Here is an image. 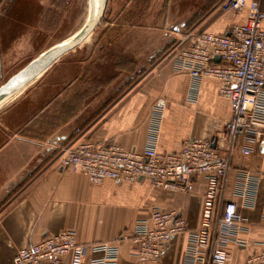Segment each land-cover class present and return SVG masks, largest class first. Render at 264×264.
I'll use <instances>...</instances> for the list:
<instances>
[{
    "label": "crops",
    "instance_id": "1",
    "mask_svg": "<svg viewBox=\"0 0 264 264\" xmlns=\"http://www.w3.org/2000/svg\"><path fill=\"white\" fill-rule=\"evenodd\" d=\"M14 1L4 0L0 5V87L9 56L31 48L32 34L20 24V12L4 10ZM220 5L208 14L200 33L229 35L234 25L246 22L247 11L225 13ZM262 6L264 10V0ZM183 25L181 30H170L168 24L155 29L133 28L134 35L146 36L147 40L138 39L132 48L146 53L140 64L139 59L130 63L150 66V70L135 88L118 92L119 96L115 93L118 100L112 104L100 102L101 94L91 100L89 93L78 111L73 110L70 100L75 85L84 71L91 69L95 52L70 61L66 56L72 50L49 67L36 87L0 114V264H13L20 249L62 231H74L78 243L84 245L116 243L120 235L132 233L138 221L148 219L155 209L180 212L190 229L199 228L207 186L203 178L195 179L191 193L158 189L147 179L135 183L106 179L94 185L86 175L67 171L59 164L61 148L83 140L96 144L113 141L128 150H143L154 122L152 109L159 99L167 103L158 136L160 152H179L188 139L211 140L222 132L232 118V109L220 96L218 81L194 82L172 67L175 47L193 31L189 29L192 26ZM194 29L199 28L196 25ZM50 47L40 50L24 67ZM64 66H72L74 72H65ZM65 103L70 104L66 109ZM64 114L70 116L64 119ZM232 164L228 197L238 204L246 230L241 234L243 246H229L228 264H245L249 256L262 249L258 243L264 238V153L244 157L235 152ZM240 171L260 174L254 207L233 196ZM187 240L186 234L176 236L158 262L134 258L131 242H121L118 264H184ZM63 264H72L71 258Z\"/></svg>",
    "mask_w": 264,
    "mask_h": 264
},
{
    "label": "built area",
    "instance_id": "2",
    "mask_svg": "<svg viewBox=\"0 0 264 264\" xmlns=\"http://www.w3.org/2000/svg\"><path fill=\"white\" fill-rule=\"evenodd\" d=\"M220 10L247 11L246 22L234 25L229 35L189 33L171 56L176 73L187 74L194 82L218 81L232 118L217 137L191 138L179 152H160L158 136L167 103L159 99L152 109L154 122L143 150H128L113 141L83 140L62 147L59 156L61 168L86 175L94 185L106 179L127 183L147 179L158 189L191 193L195 179H205L199 228L190 229L180 212L155 209L116 243L84 245L78 243L74 231H62L20 249L13 264H63L68 257L72 264H118L119 244L128 240L134 258L158 262L171 241L183 234L188 238L184 264H228L229 246L244 245L241 234L246 228L238 204L228 197V182L235 152L244 157L264 153V10L262 0H224ZM260 178L258 173L238 172L233 196L254 207ZM258 246L262 249L245 264H264V238Z\"/></svg>",
    "mask_w": 264,
    "mask_h": 264
},
{
    "label": "rangeland",
    "instance_id": "3",
    "mask_svg": "<svg viewBox=\"0 0 264 264\" xmlns=\"http://www.w3.org/2000/svg\"><path fill=\"white\" fill-rule=\"evenodd\" d=\"M220 4L170 0H108L99 25L66 57L72 61L95 52L94 62L89 71L91 83L85 86L93 91L91 100L101 94L100 102L112 104L118 100L116 99L120 95L118 92L135 88L150 70V66L130 63L139 59L140 64L145 60L146 53L132 48V44L137 43L138 39L140 42L147 40L146 36L134 35L133 28L144 26L155 29L166 27L168 24L170 30H181L185 27L183 25L185 23L187 26H192L189 29L196 35L201 32V26L207 20L208 14L214 12L216 6ZM6 9L20 12L18 13L20 17L22 16L20 24L27 26L24 27V31L32 34V40L31 48L26 53L9 56L7 65L2 69V84L30 62L40 50L73 39L84 29L91 15L90 0H15L13 4H7L4 7V10ZM196 25L199 29H194ZM115 62L122 65L116 69ZM63 68L65 72H68V69L69 73L74 72L72 66ZM48 69L49 66L13 96L0 103V114L36 87L39 78ZM115 93L118 96L115 97Z\"/></svg>",
    "mask_w": 264,
    "mask_h": 264
},
{
    "label": "water",
    "instance_id": "4",
    "mask_svg": "<svg viewBox=\"0 0 264 264\" xmlns=\"http://www.w3.org/2000/svg\"><path fill=\"white\" fill-rule=\"evenodd\" d=\"M3 1L4 0H0V5ZM107 1L108 0H99V6L96 7L94 0H90L91 15L86 27L73 37V39L49 48L3 84L0 87V103L22 89L44 67L48 65L50 67L62 56L80 46L101 22L106 11ZM215 62H220V59L216 58ZM213 147H215V145Z\"/></svg>",
    "mask_w": 264,
    "mask_h": 264
},
{
    "label": "trees",
    "instance_id": "5",
    "mask_svg": "<svg viewBox=\"0 0 264 264\" xmlns=\"http://www.w3.org/2000/svg\"><path fill=\"white\" fill-rule=\"evenodd\" d=\"M115 68L117 69L119 65H122V64H118L115 62ZM89 70H85L84 71V76H82L78 82L76 83L75 85V94L73 96V98L70 100V104H72V107L74 108L73 110L76 112V110L78 111V108H80L82 106V101L88 97V94L92 93L91 92V89L90 87L87 88V86L85 85H90L91 83V79H90V76H89ZM69 104V106H70ZM67 103L64 104L63 108L66 109V107H69ZM62 116V115H61ZM70 116V115H68ZM68 116L66 114H64L62 116V118H68Z\"/></svg>",
    "mask_w": 264,
    "mask_h": 264
},
{
    "label": "bare ground",
    "instance_id": "6",
    "mask_svg": "<svg viewBox=\"0 0 264 264\" xmlns=\"http://www.w3.org/2000/svg\"><path fill=\"white\" fill-rule=\"evenodd\" d=\"M94 3H95V5H96V7L99 6V0H94ZM85 27H86V26H85ZM85 27H84V28H85ZM48 66H49V65H48ZM48 66L44 67V68H43L42 70H40L36 75H38L40 72H42V71H43L45 68H47ZM36 75H35V76H36ZM35 76H34V77H35Z\"/></svg>",
    "mask_w": 264,
    "mask_h": 264
}]
</instances>
